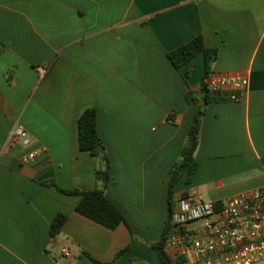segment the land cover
Here are the masks:
<instances>
[{"label":"crops","instance_id":"crops-1","mask_svg":"<svg viewBox=\"0 0 264 264\" xmlns=\"http://www.w3.org/2000/svg\"><path fill=\"white\" fill-rule=\"evenodd\" d=\"M198 36L219 51L212 74L246 84L239 101L203 108L198 171L175 198L220 202L264 188V0H0V264H161L152 246L166 222L151 232L148 191L168 202L201 105L186 95L205 74L202 53L180 69L168 54ZM88 109L110 160L105 193L127 221L115 230L78 214L80 197L42 185L101 187L97 158L79 147Z\"/></svg>","mask_w":264,"mask_h":264},{"label":"built area","instance_id":"built-area-1","mask_svg":"<svg viewBox=\"0 0 264 264\" xmlns=\"http://www.w3.org/2000/svg\"><path fill=\"white\" fill-rule=\"evenodd\" d=\"M210 89L239 101L245 80L229 75L208 78ZM17 125L15 138L25 136ZM28 144V141H25ZM168 253L180 264H262L264 262V188L242 192L220 202H205L193 194L177 198L169 221ZM62 253L72 254L67 247Z\"/></svg>","mask_w":264,"mask_h":264},{"label":"trees","instance_id":"trees-1","mask_svg":"<svg viewBox=\"0 0 264 264\" xmlns=\"http://www.w3.org/2000/svg\"><path fill=\"white\" fill-rule=\"evenodd\" d=\"M201 53L204 55L205 60V74L202 79L201 89L199 92L189 90L186 95V101L189 104L201 103V105L194 116L187 143L180 153V159L171 169L168 187V217L161 240L154 243L152 246L161 264H180V261L172 258L166 249L169 234V221L174 210L175 190L178 183L185 175L187 176L186 182L190 183L198 171L199 166L195 159V153L199 145L201 125L205 114L202 109L209 103L229 100V93L214 92L210 89L208 78L212 74L213 65L217 61L219 51L217 49L207 48L202 36H198L189 43L170 52L168 56L174 67L180 69ZM190 75V72H188L186 74V79H188ZM78 140L80 150L89 152L96 157L99 162L95 176L97 181L101 184V187L91 191H80L62 189L54 181H46L43 182L42 185L67 196L80 197L81 200L76 206V212L109 230H115L122 224L127 225V221L122 212L109 200L105 193L107 185L111 180L110 160L98 131L97 113L95 110H85L79 118ZM184 195H187V193ZM66 221L67 216L64 214H59L55 217L50 229L52 238L57 237L61 233L62 227ZM128 250L129 248H126L121 251L118 256L125 254Z\"/></svg>","mask_w":264,"mask_h":264},{"label":"rangeland","instance_id":"rangeland-1","mask_svg":"<svg viewBox=\"0 0 264 264\" xmlns=\"http://www.w3.org/2000/svg\"><path fill=\"white\" fill-rule=\"evenodd\" d=\"M180 158H177V160L175 161V163H177L179 161ZM185 181H187V177L185 179ZM184 186V183H182V186L180 188H182ZM176 192V191H175ZM125 193H128L130 195L133 194H137L136 191L134 192H130L129 190H126ZM161 194L162 191H156L153 188H151V190L148 191V195H149V202H150V210H151V220L153 219V227H150V230L152 233H157L159 227L164 228L165 222L167 220L168 217V210H167V204L168 202L165 201H161ZM176 198H174V202H176ZM155 203V205H154ZM153 205L155 206L153 209ZM153 209V210H152ZM164 222V224H163ZM163 233V229L161 230V238H162V234ZM160 238V240H161ZM148 244L151 245L153 244V241L150 240L148 241Z\"/></svg>","mask_w":264,"mask_h":264},{"label":"water","instance_id":"water-1","mask_svg":"<svg viewBox=\"0 0 264 264\" xmlns=\"http://www.w3.org/2000/svg\"><path fill=\"white\" fill-rule=\"evenodd\" d=\"M203 110V109H202ZM152 245V244H151Z\"/></svg>","mask_w":264,"mask_h":264}]
</instances>
